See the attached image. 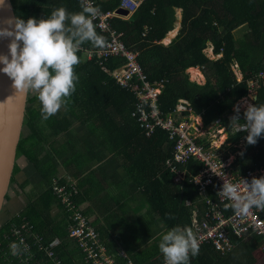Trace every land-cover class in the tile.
I'll use <instances>...</instances> for the list:
<instances>
[{
	"label": "trees",
	"instance_id": "1",
	"mask_svg": "<svg viewBox=\"0 0 264 264\" xmlns=\"http://www.w3.org/2000/svg\"><path fill=\"white\" fill-rule=\"evenodd\" d=\"M10 4L13 15L25 20L29 17L47 18L61 6L69 13L81 11L79 0H10ZM96 5L101 12L112 13L120 9L121 0H96ZM176 9L182 11L181 29L173 42L161 45L172 31ZM109 26L122 36L128 50L138 52L137 60L147 79L150 82L163 80L158 106L164 115L175 111L180 101L187 102L189 112L183 115L199 117L202 128L212 125L225 127L228 132L225 144L233 145L229 146L230 153L239 152L231 163L236 176L244 174L247 169L264 168V136L250 145L245 139L246 131H233L234 126L244 123V116L234 123L228 120L233 106L247 96V79L255 72L264 71V0H144L129 18L114 17ZM95 31L103 38V45L85 42L81 45L84 50L100 49L107 41L106 34L96 27ZM209 45L212 53L221 54L220 57L213 59L205 54L204 50ZM77 55L80 63L75 67L78 76L76 90L66 108L63 107L65 111L58 112L51 119L49 128L54 136L69 139V127L79 121L87 128L89 141H100L101 146L111 141L122 156L124 167L130 174L138 175L147 203L159 214L166 230L177 225L189 227L191 206L198 199L190 180L198 172L200 164L189 161L180 165L178 169L182 179L176 180V174L166 167V161L172 158V144L168 142L167 134L157 129L146 137L136 119L131 117L136 102L134 93L122 88L103 71L96 57L88 60L80 50ZM124 61L122 56H117L108 58L104 64L111 71L121 67ZM235 62L242 74L239 81L232 69ZM195 66L203 75L201 84L188 79L186 68ZM256 92L253 104H264V84ZM29 103L27 97V105ZM27 124L30 121L25 114L22 125ZM31 129V136H19L16 154H24L33 160L32 141H36L37 136V141H47V136L41 127H34V123ZM74 140L82 141L80 138ZM242 140L244 151L236 147ZM205 146L208 147L209 143ZM228 156L225 154L224 160ZM35 163L40 166L37 161ZM45 174L49 175L46 171ZM51 186L50 191L43 194V199L47 198L49 204L56 199ZM74 200L78 203V194ZM185 203L190 206H185ZM197 207L201 214L203 207L198 204ZM41 212L35 206L25 215L35 221L37 230L51 241L53 235L47 232ZM258 217L264 221V211L259 210ZM199 219H202L201 215ZM15 222L12 217L0 225V244L5 231ZM250 239L260 245L261 237L253 235ZM251 248L240 242L235 248L236 253L222 255L212 246L202 245L196 256L190 255V264H227L231 256L238 257V249ZM0 264H4L1 258Z\"/></svg>",
	"mask_w": 264,
	"mask_h": 264
},
{
	"label": "built area",
	"instance_id": "2",
	"mask_svg": "<svg viewBox=\"0 0 264 264\" xmlns=\"http://www.w3.org/2000/svg\"><path fill=\"white\" fill-rule=\"evenodd\" d=\"M79 1L81 4V0ZM143 1L121 0L119 10L126 11L128 16H131ZM91 3L97 7L96 0H91ZM114 17H117L116 12L100 11L93 23L101 33L108 36V39L100 49L84 50L80 47V51L84 52L88 60L96 57L103 71L110 74L122 88L134 93L136 102L131 117L136 119L146 137L151 136L157 129L167 134V140L172 144V158L166 161V167L176 174V180L182 179L178 169L180 165L189 161L200 164L198 172L190 182L198 195V203L203 207L200 214L202 219H199L195 207H191L189 218V228L196 235L199 247L210 245L225 254L235 248L234 238L243 240L245 237L255 235L263 238L264 248V221L258 217L259 209L253 208L248 215H240L231 206L232 202L220 192L224 182L233 183L243 191V180L250 181L252 177L264 175V168L247 169L244 174L236 176L231 164H226L217 154V150L210 145L205 146L204 141H197L190 114L183 115L184 112H189L188 104L178 105L179 107L168 115L161 112L158 96L163 80L150 82L147 79L137 60L138 52L128 50L121 40L122 36L110 29L109 23ZM144 30L147 32L146 28ZM220 55L213 54L211 46V54L208 56L216 59ZM117 56L125 59L123 65L109 71L104 62ZM232 69L237 80H241L242 74L236 62L232 64ZM246 83L248 93L242 99L245 101L244 99L248 97V103L253 104V93L264 84V71L253 73ZM244 109L245 107L240 109L239 119L244 116ZM232 110L233 116L237 115L234 108ZM232 117L228 115V119ZM51 188L66 215L65 238L53 237L49 241L31 220L16 215V222L5 231L0 244V258L4 264H77L78 258H81L83 264H134L123 255V262L119 263L109 254L100 234L84 214L79 203L74 200L78 189L73 182L58 184L57 181H53ZM185 206L189 207L190 204L185 203ZM20 241L23 242L21 247L24 251L20 255H13L9 245ZM158 264H165L164 257Z\"/></svg>",
	"mask_w": 264,
	"mask_h": 264
},
{
	"label": "crops",
	"instance_id": "3",
	"mask_svg": "<svg viewBox=\"0 0 264 264\" xmlns=\"http://www.w3.org/2000/svg\"><path fill=\"white\" fill-rule=\"evenodd\" d=\"M129 17L122 18L126 20ZM181 20L182 11L174 10L172 31L166 35L161 45H168L176 39L181 29ZM204 52L207 55L211 54V45L205 48ZM186 73L189 80L198 84L204 82L198 66L186 68ZM28 99L30 103L27 105L25 114L30 124L25 125V133L21 128L20 135L21 137L31 136V125L34 123V127H41L44 136H47V141H37L39 136L36 141H32L34 148L30 150L33 160L24 154H15L11 180L9 179L5 201L0 212V224H5L14 216L16 218V215L27 217L25 214L30 213L32 207L36 206L42 211L43 224L47 226V232L53 235L51 237L65 238L66 215L56 199L49 204L47 198L43 199V194L50 191L53 181L61 183L70 181L78 189V203L82 211L100 234L102 242L113 259L121 263L122 257L125 256L134 264L160 263L163 259L158 247L160 234L167 230L159 214L147 203L142 183L137 178L138 175L136 177L130 174V171L124 167L123 158L117 153L116 147L111 141H106L103 146L99 145L100 141H89L90 134L86 126L79 121H75L69 127V139L55 137L49 128L53 116L42 120L37 96L29 92ZM186 104L187 102L180 101L179 106ZM243 106L246 107V105ZM64 111L62 107L59 112ZM190 117L195 131L197 127L201 131V135L194 131L197 141L201 140L205 143L215 141L207 136V132L201 127L199 117L192 115ZM238 126H234L233 131ZM216 127L217 132L224 136L222 141H226L228 132L225 127L222 125ZM75 138H80L82 141H75ZM44 170L49 174L48 176ZM197 204L200 205L197 201L191 207H195L200 215ZM33 222L37 226V223ZM250 236L243 240L234 238L235 248L240 242L252 248L238 249V257L231 256L227 264H264L263 239L261 237L258 246L250 239ZM66 242H68L67 239ZM235 248L230 252L236 253ZM220 254L228 253L220 252ZM77 264H83L81 258L77 259Z\"/></svg>",
	"mask_w": 264,
	"mask_h": 264
},
{
	"label": "clouds",
	"instance_id": "4",
	"mask_svg": "<svg viewBox=\"0 0 264 264\" xmlns=\"http://www.w3.org/2000/svg\"><path fill=\"white\" fill-rule=\"evenodd\" d=\"M4 0H0L3 4ZM91 0H81V11L69 13L66 8L54 9L47 18L10 16L0 21V38L8 39L7 54H0V73L10 78L16 92L34 93L40 104L41 119L47 120L67 106L76 90L78 76L75 67L80 63L77 55L85 42L102 46L104 41L95 31L93 20L99 15ZM237 115L231 121L239 120ZM237 131H246L250 145L264 136V104L247 103L244 123ZM221 194L232 202L240 215L251 209L264 211V175L243 180V191L230 182H224ZM22 241L9 245L13 255L24 249ZM159 251L165 264H190V255L199 253V242L191 228L179 225L160 234Z\"/></svg>",
	"mask_w": 264,
	"mask_h": 264
},
{
	"label": "water",
	"instance_id": "5",
	"mask_svg": "<svg viewBox=\"0 0 264 264\" xmlns=\"http://www.w3.org/2000/svg\"><path fill=\"white\" fill-rule=\"evenodd\" d=\"M116 15L128 16L127 12L123 10H118ZM10 16H13L10 0H4L3 4H0V21ZM8 42V39L0 38V54H7ZM252 96L255 100L257 92H254ZM27 97L28 93L16 92L10 78L4 73H0V212L5 201L15 160L16 146L22 123H24Z\"/></svg>",
	"mask_w": 264,
	"mask_h": 264
},
{
	"label": "rangeland",
	"instance_id": "6",
	"mask_svg": "<svg viewBox=\"0 0 264 264\" xmlns=\"http://www.w3.org/2000/svg\"><path fill=\"white\" fill-rule=\"evenodd\" d=\"M238 32H240V30H238ZM237 32V34H238ZM247 100H245L246 103H248V97L246 98ZM245 102L242 100H239L234 106L233 108H235L236 106H238L240 109H243V105H246ZM233 114L230 113L229 117H232ZM231 123H234L233 121H231V119H228ZM234 126V125H233ZM22 130H24V133L26 131V126L22 125ZM221 130V129H220ZM205 132H207V136L211 139V140H215V141H209L208 143H210V147H213L215 150H217V154L219 155V157L221 159L224 160V156L225 154H229L228 159L225 160L226 164H230L232 163V160L234 157H236V155H239V152H234V153H230V147L229 146H233L230 144H225L226 141H222L223 137L220 132H217V127L216 126H211L207 129H204ZM196 134L201 135V131L199 129V127H197V130L195 131ZM225 144V146H224ZM236 147L240 148L242 151L245 150L244 147V141H239V143L236 145Z\"/></svg>",
	"mask_w": 264,
	"mask_h": 264
},
{
	"label": "bare ground",
	"instance_id": "7",
	"mask_svg": "<svg viewBox=\"0 0 264 264\" xmlns=\"http://www.w3.org/2000/svg\"><path fill=\"white\" fill-rule=\"evenodd\" d=\"M193 74H197V73H193ZM199 74V73H198ZM202 77V76H201Z\"/></svg>",
	"mask_w": 264,
	"mask_h": 264
}]
</instances>
